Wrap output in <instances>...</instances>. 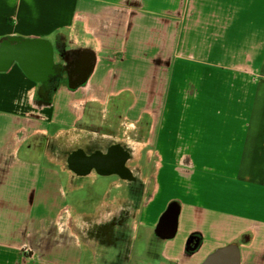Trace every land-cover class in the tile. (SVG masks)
Instances as JSON below:
<instances>
[{"label": "crops", "instance_id": "crops-1", "mask_svg": "<svg viewBox=\"0 0 264 264\" xmlns=\"http://www.w3.org/2000/svg\"><path fill=\"white\" fill-rule=\"evenodd\" d=\"M18 40L51 47L44 83L8 64ZM0 48V264H106L118 255L202 264L232 244L238 264H264V0H0ZM89 136L128 143L140 167L128 179L143 193L121 228L123 246L102 245L101 231L42 244L34 235L63 211L72 225V214L119 208L120 188L106 186L97 201L91 194L89 212L76 210V172L33 146ZM100 176L121 185L116 173ZM171 203L176 231L164 239L168 224L156 229Z\"/></svg>", "mask_w": 264, "mask_h": 264}, {"label": "flooded vegetation", "instance_id": "flooded-vegetation-1", "mask_svg": "<svg viewBox=\"0 0 264 264\" xmlns=\"http://www.w3.org/2000/svg\"><path fill=\"white\" fill-rule=\"evenodd\" d=\"M61 160L70 170L76 172L78 176L76 185H78L79 188L83 187L81 182L87 181L91 176H94L97 180L101 177L100 175L113 172L121 178L120 186L116 187L113 184L106 185L110 187L109 190L111 191L120 188L123 195H121V198L115 202L116 204H119V208L116 210V213L109 216V220L112 223L111 226H105L104 229H101L100 234L103 242L102 245H106L107 248L117 247L119 245L123 246V241H121V238H118L120 233L116 232L117 236L113 237L112 234L114 231L112 228L116 226L115 228L119 229V226L122 227L123 224L129 225L133 221L136 207L139 205L140 197L143 193L142 182L140 180L137 178L128 180L130 173L140 171V167L132 162V151L129 144L122 140L105 141L99 136H89L81 143H76L71 150L64 152ZM79 163L84 164V167L79 168ZM167 217L170 218L171 216ZM106 223H108V221ZM74 226L75 224L73 223V226L71 225V227H73L72 229H74ZM82 235H84V233ZM192 236L193 239L191 242L188 245L186 243L187 251L190 253L195 252V250L191 251V249L197 242L200 243V238L196 234ZM112 237L113 240L110 241V238ZM121 249L122 248H119L118 251ZM124 250L125 249L122 251ZM217 251L221 252L218 253ZM217 251L212 253L214 256L210 262L207 263V259L210 257L209 255L202 264H233L230 262V254L232 253L231 250L219 249ZM121 258L122 257L119 255L118 257L116 256L114 258L116 261L115 264H127V260L125 261L124 257L123 260H121Z\"/></svg>", "mask_w": 264, "mask_h": 264}, {"label": "rangeland", "instance_id": "rangeland-1", "mask_svg": "<svg viewBox=\"0 0 264 264\" xmlns=\"http://www.w3.org/2000/svg\"><path fill=\"white\" fill-rule=\"evenodd\" d=\"M142 129H145L144 127H141ZM139 129L138 131V135H143L144 131H142V129ZM142 131V132H141ZM134 140V138H133ZM67 143V138L63 137L60 138L58 141L57 139H45V138H38L37 141L33 144L34 148H35V153L38 152L42 153L45 152L49 157L54 158V160L56 159V157L58 158H62L63 153L66 151L71 150L75 145L70 144V145H65ZM137 144V143H136ZM58 147L60 149H58ZM139 148V144H137L136 149ZM109 180L107 178L104 177H99L94 185L93 183L90 182V179L87 180L88 183H86V185L82 188H78L76 190H72L68 192V203H70L73 207H76V210L78 211H83V212H89L92 208L91 204V194L94 195V200L97 201L98 197H100L104 192H105V188H106V183ZM63 213V212H62ZM100 212H98L97 215H99ZM97 215L94 217L89 216L87 217H83L80 218V215L78 214H72V217L74 218V222L72 221V226L73 223H75L74 229H72L73 227H71V221L70 223H68L67 221V214L64 216H61V214L59 215V217H57L52 224H50V226L48 225H43L42 229L40 231L37 232V234H35L34 236L36 237V239H38V241H40L42 244L47 241V239H54V243H58V244H63L65 243V239H67V235L69 234V243H74L78 241L76 240V236L78 234V238H82V234L86 233L85 235L89 234V233H97L100 232L101 229H104L105 226L106 227H110L111 226V222H110V218L108 216L107 219H105L106 217H104L103 213L102 216L97 217ZM88 219V220H87ZM98 222L97 224H92L91 222ZM108 221V223H106ZM105 222V223H104ZM48 224V223H47ZM92 225V226H91ZM125 226L124 224L122 225V227ZM116 227V226H115ZM112 228V230L114 231V233L112 234L113 237L117 236L116 232L121 233V226H119V229L117 228ZM92 230V232H91ZM123 232V231H122ZM81 233V234H80ZM84 237V235H83ZM113 237L110 238V241L113 240ZM74 239V240H73ZM142 242H138L137 243V253L140 251L139 247H141ZM24 248V247H23ZM22 248V249H23ZM28 246H25V249L27 250L26 252L23 250V253H25V255H32L34 254V250L33 249H28ZM158 251V249H157ZM156 251L153 252V256H151L149 258L148 255V259H151L153 262L157 261L158 257H156L155 254ZM140 254V253H139ZM90 260V258H92V255L90 254V252H85L84 253V261L85 259ZM108 263L106 264H113L116 261L113 260H107ZM138 263V262H137ZM86 264V263H84Z\"/></svg>", "mask_w": 264, "mask_h": 264}, {"label": "water", "instance_id": "water-1", "mask_svg": "<svg viewBox=\"0 0 264 264\" xmlns=\"http://www.w3.org/2000/svg\"><path fill=\"white\" fill-rule=\"evenodd\" d=\"M20 46H16L15 48L10 49V52L7 56L8 64L11 62H17L19 66L23 69L24 65V72L28 75L31 79L38 82H43L42 70H50L53 64V53L51 51V47L49 46L48 49L43 46L46 41L42 40H18ZM44 43V44H43ZM37 50L40 51V55H37ZM2 51V48H0ZM171 213V214H170ZM178 214V206L176 203H171V205L167 208V210L163 213L161 218L159 219V223L157 225L156 234L160 235L159 233L162 229L163 223L165 222L168 224L167 232L163 235L164 239H171L175 235L176 231V220ZM167 216H171L168 218ZM193 236H190L187 240V245L191 242ZM200 243L197 242L191 251L196 250ZM223 249L234 251L235 254V261L233 264H238L239 255L237 252V247L235 244H232L228 247ZM220 249V250H223ZM220 253L221 251H217ZM214 254H211L210 257L207 259V263L210 262L213 258Z\"/></svg>", "mask_w": 264, "mask_h": 264}, {"label": "bare ground", "instance_id": "bare-ground-1", "mask_svg": "<svg viewBox=\"0 0 264 264\" xmlns=\"http://www.w3.org/2000/svg\"><path fill=\"white\" fill-rule=\"evenodd\" d=\"M75 111H76V115L78 116L80 114V112H81V105H77ZM66 213H67L66 211H63L61 216L66 215Z\"/></svg>", "mask_w": 264, "mask_h": 264}, {"label": "built area", "instance_id": "built-area-1", "mask_svg": "<svg viewBox=\"0 0 264 264\" xmlns=\"http://www.w3.org/2000/svg\"><path fill=\"white\" fill-rule=\"evenodd\" d=\"M25 252L27 251V250H24Z\"/></svg>", "mask_w": 264, "mask_h": 264}]
</instances>
